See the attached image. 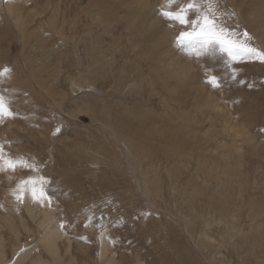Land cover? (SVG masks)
<instances>
[{
    "label": "rangeland",
    "instance_id": "374dc122",
    "mask_svg": "<svg viewBox=\"0 0 264 264\" xmlns=\"http://www.w3.org/2000/svg\"><path fill=\"white\" fill-rule=\"evenodd\" d=\"M187 2L0 0V264H264V61ZM214 8L264 53V0Z\"/></svg>",
    "mask_w": 264,
    "mask_h": 264
},
{
    "label": "snow or ice",
    "instance_id": "6c2138e0",
    "mask_svg": "<svg viewBox=\"0 0 264 264\" xmlns=\"http://www.w3.org/2000/svg\"><path fill=\"white\" fill-rule=\"evenodd\" d=\"M175 4V0H167V7L171 8ZM203 11L201 12V6L198 5L195 0H188L184 5L178 7L175 11L161 10V15L166 19L176 21L181 25H190L192 27L191 31L182 32L178 38V42H193L198 41L204 47L211 46L215 41H219L223 48L222 50L226 51L228 56L235 61L237 54L242 55L245 58H258L261 61H264V53L259 52L257 49L248 47L246 45L239 44L232 41L231 39L225 37V31L231 35V30L217 29L215 27V8L214 0H208V3L202 6ZM191 11L200 12L201 14L197 16L196 20H189L188 13ZM244 37H247L248 34L245 32ZM10 70L5 68L0 72V76L8 73ZM235 75V73H233ZM210 83H213L214 86L218 84L217 78L212 77L209 80ZM10 108L5 101L3 96H0V119L5 115H11ZM4 149L3 145H0V170H3L4 167L15 169L19 163L21 166H24L25 162H18L14 160L5 161L3 155ZM31 167V165H28ZM24 184L32 183L35 185L36 181L34 179H29L24 182ZM33 195H35V187H33Z\"/></svg>",
    "mask_w": 264,
    "mask_h": 264
},
{
    "label": "bare ground",
    "instance_id": "6f19581e",
    "mask_svg": "<svg viewBox=\"0 0 264 264\" xmlns=\"http://www.w3.org/2000/svg\"><path fill=\"white\" fill-rule=\"evenodd\" d=\"M184 127H189V126H185V125H184Z\"/></svg>",
    "mask_w": 264,
    "mask_h": 264
}]
</instances>
